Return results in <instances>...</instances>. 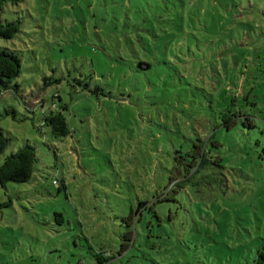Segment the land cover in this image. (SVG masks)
I'll return each instance as SVG.
<instances>
[{"label":"rangeland","instance_id":"1","mask_svg":"<svg viewBox=\"0 0 264 264\" xmlns=\"http://www.w3.org/2000/svg\"><path fill=\"white\" fill-rule=\"evenodd\" d=\"M1 21L19 24L0 50L21 72L0 91V164L25 144L36 161L29 181L0 185V264H259L264 0H23ZM38 101L67 105L68 136ZM211 135L220 162L156 205L160 223L123 222L164 192L177 151Z\"/></svg>","mask_w":264,"mask_h":264},{"label":"trees","instance_id":"2","mask_svg":"<svg viewBox=\"0 0 264 264\" xmlns=\"http://www.w3.org/2000/svg\"><path fill=\"white\" fill-rule=\"evenodd\" d=\"M23 0H0V38L5 40L13 39L19 32V24L17 22L2 23L1 11L3 6L7 3H18ZM144 64L140 63V66ZM148 67V66H146ZM21 72L20 60L17 55L8 49L0 50V91L17 90L18 86L14 85L13 82ZM86 89L91 93H100L105 95L104 90L99 87L91 88L90 84H87ZM36 105H40L42 108L43 124L50 128L51 134L55 137L63 138L69 135L70 130L67 125V120L64 111L67 110V105L63 104L57 106L52 102L51 107L48 110H44L43 105L40 101L36 102ZM27 107V106H26ZM28 112L33 113L32 108L27 107ZM235 117V116H234ZM235 125V121L230 117L224 120L223 126L228 130ZM211 135L206 145L199 139L200 144L193 143V147L185 152L177 151L176 156L173 158V166L169 170V178L164 192L160 195H156L152 198L151 202L143 201L137 204V210L135 213L130 211L129 216L124 219L123 222H135L141 221L142 214L144 211L151 213L156 218L158 223L161 222V217L156 212V205L159 203H175L177 202L176 196L186 189V185L192 183L191 180L195 175L203 168H206L210 163L217 164L220 162V158L211 160L207 156V145L211 144L213 147H219V143L215 140H211ZM9 144V138L5 135L3 130L0 128V157L5 152ZM211 160V161H210ZM36 161L35 150L32 146L25 144L15 153L8 155L5 160L0 164V185L5 186L8 182L13 183H25L29 181L32 175V166ZM212 165V164H211ZM131 233L128 232L123 234L122 238L125 241L131 240ZM127 248L126 245H121V250L124 251ZM99 263L104 264L108 261L107 258H101L98 260ZM263 255H260L259 264H263Z\"/></svg>","mask_w":264,"mask_h":264}]
</instances>
